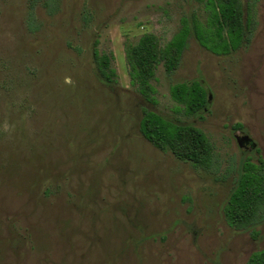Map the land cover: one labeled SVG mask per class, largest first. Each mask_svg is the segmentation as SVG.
<instances>
[{
    "label": "rangeland",
    "instance_id": "1",
    "mask_svg": "<svg viewBox=\"0 0 264 264\" xmlns=\"http://www.w3.org/2000/svg\"><path fill=\"white\" fill-rule=\"evenodd\" d=\"M242 3L248 43L224 57L189 37L173 73L157 67L152 105L130 84L126 48L144 33L163 46L186 18L205 27L202 3L0 0V264H245L264 247V222L255 241L222 211L241 163H264V0ZM93 51L110 55L115 83ZM195 79L209 106L188 116L170 88ZM143 109L201 130L211 167L144 140Z\"/></svg>",
    "mask_w": 264,
    "mask_h": 264
},
{
    "label": "trees",
    "instance_id": "2",
    "mask_svg": "<svg viewBox=\"0 0 264 264\" xmlns=\"http://www.w3.org/2000/svg\"><path fill=\"white\" fill-rule=\"evenodd\" d=\"M202 3L207 13L205 27L195 17L183 19L176 34L163 46L159 39L144 33L137 43L126 48L130 84L143 100L155 105V89L151 84L159 65L166 74L179 66L189 37L215 56H229L249 41L250 20L245 15L242 0H194ZM254 0H247V10ZM110 55L93 51V61L100 80L115 83ZM171 98L183 107L188 116H199L209 106L208 89L202 79L173 85ZM240 129L241 125L234 126ZM140 136L156 149L170 153L176 160L207 171L212 165L213 149L205 134L192 125L174 123L161 115L143 109L138 125ZM223 217L233 231L251 230L256 241L260 234L256 226L264 222V163L246 159L224 206ZM245 264H264V247L253 252Z\"/></svg>",
    "mask_w": 264,
    "mask_h": 264
},
{
    "label": "water",
    "instance_id": "3",
    "mask_svg": "<svg viewBox=\"0 0 264 264\" xmlns=\"http://www.w3.org/2000/svg\"><path fill=\"white\" fill-rule=\"evenodd\" d=\"M208 100H210V95H208ZM242 147H244L247 150L255 149V143L252 142L249 138H242V143L240 144Z\"/></svg>",
    "mask_w": 264,
    "mask_h": 264
}]
</instances>
